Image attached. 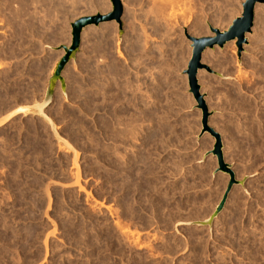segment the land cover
<instances>
[{
  "label": "rangeland",
  "instance_id": "obj_1",
  "mask_svg": "<svg viewBox=\"0 0 264 264\" xmlns=\"http://www.w3.org/2000/svg\"><path fill=\"white\" fill-rule=\"evenodd\" d=\"M244 1L225 22L224 2H208L206 17L196 6L164 34L127 23L121 0L120 24L83 30L65 92L58 83L45 110L51 129L21 106L43 99L70 25L111 12L110 0H0V264H264V5L254 48L246 35L241 50L203 52L214 58L201 59L210 83L197 75L208 126L239 183L210 226L184 225L208 219L229 182L201 135L187 37L226 31Z\"/></svg>",
  "mask_w": 264,
  "mask_h": 264
},
{
  "label": "water",
  "instance_id": "obj_2",
  "mask_svg": "<svg viewBox=\"0 0 264 264\" xmlns=\"http://www.w3.org/2000/svg\"><path fill=\"white\" fill-rule=\"evenodd\" d=\"M110 3L112 6L111 12L105 15L97 14L94 16L81 17L70 25L71 44L68 47H61V50H63V55L58 61L53 75L49 79L43 99L30 105L21 106L27 110L25 115L27 114L39 117L43 119L51 129H53V123L46 115L45 110L53 101L58 83L60 84L61 91L63 93L65 92V83L62 74L67 65L72 60H74L80 48L81 35L83 30L89 26L97 27L100 24L111 21H115L116 23L120 24V19L123 13L121 0H110ZM256 5H264V0H245L242 4L241 16L234 19L226 31L220 32L217 29L211 28V32L214 33V37H205L199 39L189 36L187 37L188 40L192 43V53L188 62L186 75L190 93L193 95L195 101L197 102L198 108L202 110L201 135L208 133L214 138L215 143L210 154L213 155L217 160L216 173L221 172L229 176V182L226 190L212 215L204 221L184 223V225L189 227L210 226L214 219L224 209L232 187L239 183L238 181H236L234 173L230 169L229 165L224 163L222 155V143L219 134H217L212 128L208 126V113L202 95H200V87L197 81L198 72L202 69H207V67L201 63L202 54L206 49H213L214 47L222 49L227 43L234 40L236 42L237 48L241 50L242 45L246 43V35L251 33Z\"/></svg>",
  "mask_w": 264,
  "mask_h": 264
},
{
  "label": "bare ground",
  "instance_id": "obj_3",
  "mask_svg": "<svg viewBox=\"0 0 264 264\" xmlns=\"http://www.w3.org/2000/svg\"><path fill=\"white\" fill-rule=\"evenodd\" d=\"M213 0H123V4H125L127 6V9L125 11V14H126V19H127V23H131L133 22L135 19L137 20V17H142L143 21H145L146 19L148 20H151V21H145L142 22L139 20L141 25H140V30L143 32H145V30H157V31H163L164 34H165V31L167 32H170V30L173 29L174 31V26H179L180 24L184 27L186 24L189 23L190 19L192 17H195L193 15H195L193 13V10L196 9V6H199L197 7L198 9L196 11H199V13L201 14H204L203 16H205L206 14V11H208L209 9V6L207 5L208 2H211ZM219 3L221 1V3H223V10L218 9L217 10V16L219 17V19L221 18L224 19V22L227 20V18L229 17V15H231L233 12H234V6H236V3L235 0H218ZM215 2V0H214ZM217 2V1H216ZM56 3V2H55ZM212 3V6H213V2ZM210 3V4H211ZM218 3V5H220ZM54 4V3H53ZM216 4V3H215ZM61 5V4H60ZM78 5V4H76ZM62 6V5H61ZM138 6V7H136ZM208 6V7H207ZM216 6V5H215ZM68 7V6H67ZM101 7V5H100ZM214 7V6H213ZM70 8V7H69ZM102 8V7H101ZM100 8V9H101ZM104 8V7H103ZM137 8V9H136ZM216 8V9H217ZM208 9V10H207ZM260 10V12L262 14H264V8L263 6L261 7H256V10ZM69 10H72V9H69ZM105 10V9H104ZM101 9L102 13H104L105 11ZM258 10V11H259ZM68 11V10H67ZM104 11V12H103ZM215 11V14H216V10ZM72 12V11H71ZM66 13V12H64ZM140 13V14H139ZM187 13V14H186ZM214 13V12H213ZM142 14V15H141ZM198 14V13H196ZM214 14V15H215ZM234 14V13H233ZM101 15V14H99ZM139 15V16H138ZM141 15V16H140ZM188 16V17H187ZM201 16V15H200ZM233 16V15H232ZM258 16L261 17V14ZM206 17V16H205ZM217 17V18H218ZM260 17H257V18H260ZM264 17V16H263ZM216 18V17H215ZM256 18V19H257ZM230 19V17H229ZM198 20V19H197ZM199 20H202L201 18ZM217 20V19H216ZM220 20V21H221ZM214 21V20H213ZM219 21V22H220ZM260 21V20H259ZM261 21H264L263 19ZM112 22V21H111ZM151 22V23H150ZM196 23V20L194 21ZM204 21H202L203 23ZM215 22V21H214ZM258 22V21H257ZM108 23V22H107ZM194 23L193 25V29L195 28V30L197 32H199L200 34L203 32L205 35H209L210 33H207L205 31H202L201 29H204L202 28L203 27V24H199V22H197L196 24ZM260 23V22H259ZM264 23V22H263ZM37 24V23H36ZM137 24V22H136ZM216 24V23H214ZM262 24V23H261ZM260 24V25H261ZM201 25V27H200ZM258 25V24H257ZM32 27V26H31ZM90 27V26H89ZM109 26H107L106 28L108 29ZM111 27V26H110ZM115 27V26H114ZM113 27V28H114ZM130 27V26H129ZM33 28V27H32ZM38 28V27H37ZM110 29V28H109ZM111 32V30H109ZM116 29V28H115ZM113 30V29H112ZM257 30V29H256ZM259 30V29H258ZM105 31V30H104ZM107 31V32H108ZM189 31V30H188ZM191 31V30H190ZM100 32V31H99ZM167 32V33H168ZM221 32V31H220ZM224 32V31H223ZM103 33V32H102ZM141 34V32H139ZM198 33V34H199ZM101 34V33H100ZM160 34V33H159ZM170 34V33H169ZM190 34V33H189ZM192 34V33H191ZM197 34V33H196ZM199 34V35H200ZM214 35V33H212ZM163 35V34H162ZM211 35V34H210ZM258 35L259 33L256 32L255 30L253 31V34L252 35H247L248 37V41H249V45L250 47L249 48H254V45L258 42ZM94 36H96V34H94ZM98 36V35H97ZM198 36V35H196ZM111 37V36H110ZM107 38V37H106ZM148 38V37H147ZM263 38V37H262ZM101 39V38H100ZM146 39V38H145ZM102 40V39H101ZM99 41V40H98ZM145 41V40H144ZM235 41V40H234ZM105 42V41H103ZM100 43V42H99ZM146 43V42H145ZM230 43V42H229ZM96 44V43H95ZM101 44V43H100ZM103 44V43H102ZM231 45V44H230ZM97 46V45H96ZM99 46V44H98ZM229 46V45H228ZM232 46V45H231ZM230 46V47H231ZM94 47V45H93ZM100 47V46H99ZM98 47V48H99ZM102 47V45H101ZM104 48V47H102ZM106 48V47H105ZM94 49V48H93ZM92 51H96L95 53H97V50H93ZM232 49V47H231ZM100 50V48H99ZM104 50V49H103ZM102 50V51H103ZM247 50V49H246ZM248 51V50H247ZM88 52H91V51H88ZM94 53V52H93ZM101 52H98V54H100ZM211 52L210 51H207L205 52L202 56H203V60L206 62V64L208 65L209 63H214V58L213 56L210 54ZM97 54V58H99V55ZM91 55H94V54H91ZM101 56V55H100ZM90 57V55H89ZM88 57V58H89ZM215 57V56H214ZM92 58V57H91ZM96 58V57H95ZM105 58V57H104ZM205 58V59H204ZM103 59V58H102ZM101 59V60H102ZM96 60V59H95ZM94 61V60H93ZM92 61V62H93ZM203 61V62H204ZM95 62V61H94ZM100 62V61H99ZM96 64V63H95ZM99 64V63H98ZM217 64V63H216ZM219 64V63H218ZM219 66V65H217ZM98 68V67H97ZM109 68V66H108ZM117 69V68H116ZM94 70V69H93ZM105 70V69H104ZM99 71V70H98ZM95 72V70H94ZM100 73V72H99ZM115 74V73H114ZM205 73L200 71V73L198 74L199 75V78L203 79L204 80V83L206 85H208L210 83V80L208 78V76H206V74L204 75ZM99 75V74H98ZM104 76H105V73H104ZM108 78V77H107ZM204 84V85H205ZM104 86V85H103ZM208 87V86H207ZM210 88V87H209ZM207 89V88H206ZM212 90V89H211ZM124 94V93H123ZM103 98V97H102ZM115 98V97H114ZM94 100V99H93ZM99 100V99H98ZM103 101V100H102ZM129 101V100H128ZM114 102V101H113ZM115 103V102H114ZM97 104V103H96ZM134 104V103H133ZM91 107V106H89ZM96 107V106H95ZM94 107V108H95ZM118 107V106H117ZM23 108V107H22ZM101 108V107H100ZM246 108V107H245ZM102 109V108H101ZM108 109V108H107ZM117 109V108H116ZM83 110V109H82ZM113 110V109H112ZM239 110V109H238ZM27 110L24 111V113H26ZM86 112V111H85ZM88 112V111H87ZM250 113V112H249ZM116 117V116H115ZM9 118V117H8ZM8 118H4L3 120H0V126L8 119ZM109 118V117H108ZM104 119V118H103ZM117 122V121H116ZM127 122V121H126ZM132 122V121H131ZM129 122V123H131ZM114 125V124H113ZM118 125V124H117ZM126 126V125H125ZM123 127V126H122ZM124 128V127H123ZM126 128V127H125ZM125 128L123 130H125ZM127 129V128H126ZM133 129V128H132ZM114 130V129H113ZM135 130V129H134ZM133 130V131H134ZM120 136V135H119ZM134 136V135H133ZM124 137V136H122ZM130 139V138H129ZM116 143V142H115ZM1 152V151H0ZM262 153V152H261ZM134 158V157H133ZM117 161V160H116ZM129 168V167H128ZM119 172V171H118ZM119 175V174H118ZM78 179V178H77ZM130 179V178H129ZM128 179V180H129ZM120 180V179H119ZM79 182V181H78ZM138 186V185H137ZM128 187V186H127ZM255 261V260H254ZM247 263V262H245ZM262 264V263H261Z\"/></svg>",
  "mask_w": 264,
  "mask_h": 264
}]
</instances>
